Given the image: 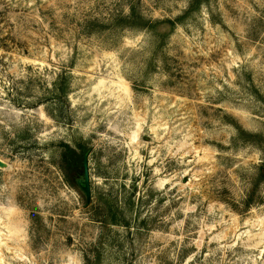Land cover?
<instances>
[{
    "label": "rangeland",
    "instance_id": "1",
    "mask_svg": "<svg viewBox=\"0 0 264 264\" xmlns=\"http://www.w3.org/2000/svg\"><path fill=\"white\" fill-rule=\"evenodd\" d=\"M263 163L264 0H0V264H264Z\"/></svg>",
    "mask_w": 264,
    "mask_h": 264
},
{
    "label": "trees",
    "instance_id": "2",
    "mask_svg": "<svg viewBox=\"0 0 264 264\" xmlns=\"http://www.w3.org/2000/svg\"><path fill=\"white\" fill-rule=\"evenodd\" d=\"M199 2H200V0H195V5L197 6ZM167 22H169V21H167ZM170 24H172V22H170ZM238 132H239V138H243V136H247L248 138L249 137L253 138L256 136V135H254L252 133H248L242 129H239ZM63 156H64V160L66 161V164H67V169L71 170L73 167V164L78 160L77 153L75 151H73L72 149L67 148L66 151L64 152ZM257 178H258L256 180L257 182L255 181L254 186H253V190H252L253 193L257 188L258 182L264 178V163L262 165H260V167H259V174H258Z\"/></svg>",
    "mask_w": 264,
    "mask_h": 264
},
{
    "label": "water",
    "instance_id": "3",
    "mask_svg": "<svg viewBox=\"0 0 264 264\" xmlns=\"http://www.w3.org/2000/svg\"><path fill=\"white\" fill-rule=\"evenodd\" d=\"M80 187L85 195L86 202L90 203L92 200V192L90 185V173L87 155H84L82 161V176L79 181Z\"/></svg>",
    "mask_w": 264,
    "mask_h": 264
}]
</instances>
